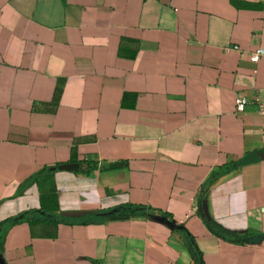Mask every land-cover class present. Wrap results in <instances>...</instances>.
Returning a JSON list of instances; mask_svg holds the SVG:
<instances>
[{"label":"crops","instance_id":"0c3cea01","mask_svg":"<svg viewBox=\"0 0 264 264\" xmlns=\"http://www.w3.org/2000/svg\"><path fill=\"white\" fill-rule=\"evenodd\" d=\"M259 46L264 0H0V220L27 210L4 264H194L161 212L203 264H264ZM240 159L200 198L221 237L199 190ZM126 202L149 211L93 215Z\"/></svg>","mask_w":264,"mask_h":264},{"label":"trees","instance_id":"16d2710c","mask_svg":"<svg viewBox=\"0 0 264 264\" xmlns=\"http://www.w3.org/2000/svg\"><path fill=\"white\" fill-rule=\"evenodd\" d=\"M240 160H236V161H232L226 165H220L218 166L215 170L211 171L209 173V175L205 178V180L202 182L200 190H199V195H198V199H197V212L200 215L201 219L203 220V222L206 224V226L216 235L221 236V237H227L223 232H221L219 229H217L216 227H214L213 225L210 224V222L205 218L201 208H200V198L202 196V194L204 193V191L206 190V188L208 187V185L212 182V180H214L217 176H219L220 174L230 170L231 168H233L234 166H236ZM121 162H115L114 165H117ZM92 169V165H90L87 162H81L79 161L77 163V166L73 169L74 171H78V172H83V173H88L90 170ZM52 171V169H50L49 166L46 167H40L39 169H37L36 171L30 173L21 183L18 187H23L26 184L32 182L37 176H39L40 174L43 173H50ZM27 210L21 211L19 213H16L15 215H12L10 217H7L5 219L0 220V249H1V244L3 241V237L4 234L6 232V230L8 229V227L15 223L18 222L22 219L23 214L26 212ZM149 211L148 207H145L142 204L139 203H130V202H126V203H119L116 204L112 207L106 208V209H101L99 211H95L93 213V215L97 216L99 220H103V219H122V218H127L133 215H142L145 214ZM162 216H164L165 218H167V220H171V217L166 213V212H161ZM92 218H90L89 220H92ZM173 228H180L185 235L186 238V242H187V246H188V250L190 252V255L194 261V264H203L202 261V256H201V250L199 249V247L197 246L193 236L188 233V231H186L184 229V227H182L180 224L174 223L172 222L171 225ZM234 240H239V237H234ZM92 264H97L94 261H92Z\"/></svg>","mask_w":264,"mask_h":264},{"label":"built area","instance_id":"2783aa9c","mask_svg":"<svg viewBox=\"0 0 264 264\" xmlns=\"http://www.w3.org/2000/svg\"><path fill=\"white\" fill-rule=\"evenodd\" d=\"M260 55H264V47L259 46L256 47L253 51L250 52L249 58L251 61H256ZM234 111L236 113H240L244 111L246 100L242 95L236 94L234 96ZM254 102L257 104V111L261 115L262 121L264 122V100L262 101H256V99H253Z\"/></svg>","mask_w":264,"mask_h":264},{"label":"water","instance_id":"95a60500","mask_svg":"<svg viewBox=\"0 0 264 264\" xmlns=\"http://www.w3.org/2000/svg\"><path fill=\"white\" fill-rule=\"evenodd\" d=\"M77 166L75 162H64V163H59L57 165L58 168H65V169H74ZM168 223L172 225V222L168 220ZM0 264H4L3 260L0 257Z\"/></svg>","mask_w":264,"mask_h":264}]
</instances>
